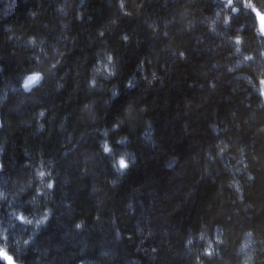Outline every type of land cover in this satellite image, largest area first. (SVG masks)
Segmentation results:
<instances>
[{
    "label": "trees",
    "instance_id": "trees-1",
    "mask_svg": "<svg viewBox=\"0 0 264 264\" xmlns=\"http://www.w3.org/2000/svg\"><path fill=\"white\" fill-rule=\"evenodd\" d=\"M123 5L0 0V264H240L249 230L264 264L256 14L241 1L235 13L218 0ZM109 54L105 79L93 69ZM33 73L42 79L25 91Z\"/></svg>",
    "mask_w": 264,
    "mask_h": 264
},
{
    "label": "clouds",
    "instance_id": "clouds-1",
    "mask_svg": "<svg viewBox=\"0 0 264 264\" xmlns=\"http://www.w3.org/2000/svg\"><path fill=\"white\" fill-rule=\"evenodd\" d=\"M241 2L244 4V6L246 8H249L251 9L255 14H256V18H257V27H256V34L257 36L259 37H264V12L260 11L259 9H257L255 7V5L252 3V0H241ZM224 3H225V8H232V12L235 13L238 11L237 8L235 7H232L233 3H234V0H224ZM120 7L121 9L123 10V0H120ZM60 11H63L62 8L59 9ZM219 12H217L216 14V20L219 19ZM78 18H79V15H78ZM216 20H213L211 22V26H210V30L211 31H215V23H216ZM230 22V16L229 15H225L224 16V19H223V24L226 26L228 23ZM101 35H103V33H100ZM123 39L126 41L127 40V37H123ZM29 43L34 45L35 44V39L34 38H30L29 40ZM232 43H234L236 45L235 47V53H240L241 51V48H240V45L242 43V37L237 35L235 37L232 38ZM261 57L264 58V51L261 52ZM253 59V56L251 54L249 55H245L243 57V61L244 62H247V61H250ZM59 61H57L56 63H53L51 64V68H55L57 66V63ZM112 62V57H111V54H109L107 56V64H101L100 61L97 62V65L96 67L93 69V71L99 75L102 71L105 73V79L109 78V77H112L115 75V71L114 69H110L108 67L109 64H111ZM241 65V61H237L236 63V67H239ZM234 69L233 68H229L228 71H233ZM42 73L41 74H38L39 78H42ZM38 77L37 76H32L29 78L28 80V83H32L33 80H36ZM248 83L251 84L252 81H251V78H248ZM89 86L90 87H95V78H93L90 82H89ZM254 90H257L258 91V94L261 96V100L262 102H264V77H260L259 78V87L256 88L254 86ZM113 97H115L117 95L116 92H113L112 93ZM85 107L87 108L88 105H85ZM40 117H43L44 115V112L41 111L40 112ZM43 126L41 125V128ZM119 127V124H115L113 125V129L115 130L116 128ZM214 131H215V128H214ZM103 134L106 136L107 135V131H104ZM103 150L107 153L110 151V148L108 147L107 145V142H105L103 145ZM227 145L224 146L223 149H221V152L225 151L227 149ZM242 162V161H241ZM120 168L123 169L126 167V164L124 162V159L121 158L120 162ZM246 167V165H245ZM46 174H50V173H45L42 169L39 170L37 172V178L41 181V183L43 184V178ZM250 180L252 179V177L249 175L248 177ZM54 186V182L53 181H49L45 187L48 189V190H51ZM237 190L239 191L238 187H237ZM42 194V191L41 189H37V195H41ZM0 196H2V194H0ZM50 214V210H46V213H45V216L43 218V220H46L48 218V215ZM20 218V217H18ZM22 219V218H20ZM40 221L41 223L43 222ZM28 223H31V221H27ZM82 226V222L81 224H78L77 227H81ZM217 232H219V229L216 230ZM200 240H203L206 242L207 244V247L204 249V255H207L209 257H211L213 255V243L212 241L208 240V238L206 237V235L202 232L199 234V237H198ZM214 240H215V243L217 244H222L224 243V241L221 239V235L219 234H215L214 233ZM192 239L189 238L186 242V246L188 245H191L192 244ZM256 241L253 239V232L251 230L249 231H246L244 234H243V238L241 239L240 241V244L238 246V249H237V255L241 257V260H240V264H254V259H255V248H254V245H255ZM262 251H264V249H262ZM197 264H200L199 262V258H198V261H197Z\"/></svg>",
    "mask_w": 264,
    "mask_h": 264
},
{
    "label": "water",
    "instance_id": "water-1",
    "mask_svg": "<svg viewBox=\"0 0 264 264\" xmlns=\"http://www.w3.org/2000/svg\"><path fill=\"white\" fill-rule=\"evenodd\" d=\"M220 1H224V0H220ZM38 74L39 73H33V74H29L28 76L25 77V79L23 81V85H22V87L25 91H29L32 87H34L35 85H37L41 81L42 78H39ZM32 76H37L38 78L36 80H33L32 83H28L29 78ZM7 262H8V264H12V262L10 260H8Z\"/></svg>",
    "mask_w": 264,
    "mask_h": 264
},
{
    "label": "rangeland",
    "instance_id": "rangeland-1",
    "mask_svg": "<svg viewBox=\"0 0 264 264\" xmlns=\"http://www.w3.org/2000/svg\"><path fill=\"white\" fill-rule=\"evenodd\" d=\"M234 1L236 2V1H241V0H234Z\"/></svg>",
    "mask_w": 264,
    "mask_h": 264
},
{
    "label": "bare ground",
    "instance_id": "bare-ground-1",
    "mask_svg": "<svg viewBox=\"0 0 264 264\" xmlns=\"http://www.w3.org/2000/svg\"><path fill=\"white\" fill-rule=\"evenodd\" d=\"M225 4V3H224ZM45 196V195H44Z\"/></svg>",
    "mask_w": 264,
    "mask_h": 264
}]
</instances>
